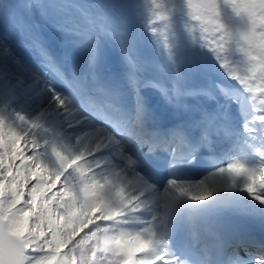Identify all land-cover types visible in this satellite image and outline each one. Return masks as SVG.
Segmentation results:
<instances>
[{
  "label": "snow or ice",
  "instance_id": "obj_1",
  "mask_svg": "<svg viewBox=\"0 0 264 264\" xmlns=\"http://www.w3.org/2000/svg\"><path fill=\"white\" fill-rule=\"evenodd\" d=\"M0 264H264V0H0Z\"/></svg>",
  "mask_w": 264,
  "mask_h": 264
},
{
  "label": "bare ground",
  "instance_id": "obj_2",
  "mask_svg": "<svg viewBox=\"0 0 264 264\" xmlns=\"http://www.w3.org/2000/svg\"><path fill=\"white\" fill-rule=\"evenodd\" d=\"M75 1V0H74ZM76 2V1H75ZM83 19V18H82ZM81 21V20H80ZM79 21V22H80ZM37 29L38 30H40V28H39V22H37ZM43 31H47V29H44ZM16 40H15V42H16V44H17V41H20V42H18V43H20V44H24V42H23V40L19 37V36H16ZM25 45V44H24ZM115 45V44H114ZM17 46L20 48V46L17 44ZM111 48L113 49V52H114V54L113 55H110V57H111V59L114 61V62H119L120 61V55L119 56H117L118 55V52H119V49H118V46H111ZM21 49H23V48H21ZM111 52V51H110ZM111 54V53H110ZM153 56L155 57V54H153ZM156 58H158V57H156ZM121 87H124L125 89H126V96H125V99H126V102L129 104V105H131V103H132V101H131V96H132V93H131V91L130 90H127V85L123 82V81H121Z\"/></svg>",
  "mask_w": 264,
  "mask_h": 264
},
{
  "label": "rangeland",
  "instance_id": "obj_3",
  "mask_svg": "<svg viewBox=\"0 0 264 264\" xmlns=\"http://www.w3.org/2000/svg\"><path fill=\"white\" fill-rule=\"evenodd\" d=\"M75 1L73 0L74 3L85 4V5L92 4V3L123 2V0H75ZM80 20H79L80 21L79 23H81V25H85L86 24V21H84L82 18ZM16 39L17 38L15 37V40ZM18 42H20V41H17V44L20 46V48H23L24 50H26V48L24 47V44H20L21 42L20 43H18ZM111 46H115V45L113 44ZM110 51H111L110 52L111 53L110 55H113L114 52H113V49L112 48H111ZM153 54H155V53H153ZM119 55H120V53L118 52V55L117 56H119ZM156 59L159 61V58H156ZM161 67H163V64L162 63H161ZM132 99H133V97H132Z\"/></svg>",
  "mask_w": 264,
  "mask_h": 264
}]
</instances>
